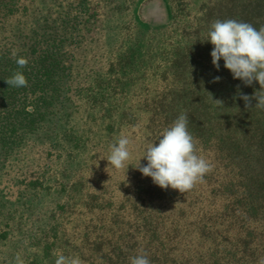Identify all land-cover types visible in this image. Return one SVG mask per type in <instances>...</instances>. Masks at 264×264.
<instances>
[{
  "label": "rangeland",
  "instance_id": "rangeland-1",
  "mask_svg": "<svg viewBox=\"0 0 264 264\" xmlns=\"http://www.w3.org/2000/svg\"><path fill=\"white\" fill-rule=\"evenodd\" d=\"M216 1L3 0L0 42L9 55L19 58L36 39L37 47L50 42L67 68L58 72L61 84L86 91L76 110L54 105V115L0 173V264H15L18 253L24 264H55L61 253L91 264L84 202L94 186L117 183L124 173L108 164L110 146L121 134H146L145 104L180 83L170 63L189 43L206 44L214 21L205 11ZM206 46L192 49L187 71L217 70L213 45ZM219 64L226 75L223 59ZM57 129H69L67 141ZM74 136L81 137L78 147ZM56 143L65 148L54 149ZM140 143L130 146L132 167L147 147Z\"/></svg>",
  "mask_w": 264,
  "mask_h": 264
},
{
  "label": "trees",
  "instance_id": "trees-1",
  "mask_svg": "<svg viewBox=\"0 0 264 264\" xmlns=\"http://www.w3.org/2000/svg\"><path fill=\"white\" fill-rule=\"evenodd\" d=\"M3 16L0 6V31ZM211 18L235 19L259 29L264 26V0H218L205 11V19ZM202 39L203 43L193 41L175 53L171 74L180 83L158 91L145 104L146 134L125 135L133 146L140 141L158 143L161 132L186 114L198 154L213 169L186 193L160 188L131 165L117 183L94 186L84 202L86 238L93 235L87 247L91 264H130V257L141 252L151 264H260L264 258V110L255 107L256 99L246 108L240 98L241 93L252 97L260 86L256 81L246 86L230 71L226 75L208 68L187 71L192 49L207 48ZM37 42L29 52L19 53L28 61L24 68L0 42V173L54 115V105L76 110L86 91L64 87L58 72L64 76L67 68L54 54L55 47L50 42L37 47ZM16 72L25 75L26 87L6 83ZM215 77L220 80L214 82ZM131 122L130 116L126 123ZM61 130L56 137L67 141L69 129L60 134ZM73 139L80 146L81 137ZM53 148L65 147L56 143Z\"/></svg>",
  "mask_w": 264,
  "mask_h": 264
},
{
  "label": "clouds",
  "instance_id": "clouds-1",
  "mask_svg": "<svg viewBox=\"0 0 264 264\" xmlns=\"http://www.w3.org/2000/svg\"><path fill=\"white\" fill-rule=\"evenodd\" d=\"M206 41L213 45L210 55L217 70L223 59L224 67L234 79L243 81L246 86H251L254 81L258 82L260 91L255 92L252 97L241 93L240 98L244 100L246 108L251 107V100L254 98L257 101L255 107L264 110V26L257 29L248 22L235 19L216 20L210 26ZM15 55L13 52V56ZM16 63L18 67L24 68L28 61L21 57ZM219 80L220 77L214 78V82ZM5 81L9 86L17 88L28 84L22 72L14 73ZM215 102L218 105L222 103L219 100ZM188 123L186 114L179 115L161 132L158 143L147 145L135 167L143 176L151 177L153 183L162 189L170 187L186 193L198 183H203L204 177L213 169L212 163L198 154L197 141L189 132ZM131 144V139L121 134L110 146L106 159L115 170L128 169L132 156ZM142 158L147 161L144 166L140 164ZM15 264H24L19 253L15 256ZM55 264H83V261L79 256L66 257L61 253L57 255ZM130 264H151V261L147 253L141 252L130 257ZM260 264H264V258Z\"/></svg>",
  "mask_w": 264,
  "mask_h": 264
}]
</instances>
